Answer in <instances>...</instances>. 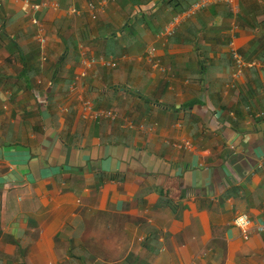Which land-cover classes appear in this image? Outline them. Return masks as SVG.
<instances>
[{"label":"crops","instance_id":"0c3cea01","mask_svg":"<svg viewBox=\"0 0 264 264\" xmlns=\"http://www.w3.org/2000/svg\"><path fill=\"white\" fill-rule=\"evenodd\" d=\"M90 1L0 7V264H264V0L214 3L167 43L181 10L97 0L93 18ZM33 16L60 59L51 78L25 51L40 52ZM232 36L257 63L234 88ZM152 44L165 71L141 56ZM84 53L118 64L71 90ZM86 99L119 117L83 118Z\"/></svg>","mask_w":264,"mask_h":264},{"label":"built area","instance_id":"2783aa9c","mask_svg":"<svg viewBox=\"0 0 264 264\" xmlns=\"http://www.w3.org/2000/svg\"><path fill=\"white\" fill-rule=\"evenodd\" d=\"M7 0H0V7L6 2ZM97 0H91L88 2V9H90L92 17H97V10L99 7V2H96ZM217 2H226V3H233L234 0H196L194 1L188 8L185 10H182L181 12H178L174 14L163 26L159 33V38H161L164 43H167L168 39L173 36L178 28L182 26L183 23H185L190 17L198 14L202 10H205L209 6H211L214 3ZM102 3V2H101ZM100 3V4H101ZM46 5V2L43 3H31V10L33 12L39 11L43 6ZM72 12H76L75 8L71 9ZM33 24H35L38 27V30L36 32V37L38 42L41 45L42 52H41V60L46 59V51L45 46L47 44V38L44 36L43 30L44 27L42 23L39 21V18L36 16H33L32 18ZM228 52L232 59V80L229 84L230 87H236L237 83L240 81L242 75L244 74L245 70L248 67H252L253 65H257L255 60H249L247 59L238 49L234 37H230L228 41ZM157 46L151 45L147 49H145L141 56L146 58L150 64H152L153 68L159 69L161 71H165L166 67L160 63V57L157 56ZM118 64V60L116 58H106V57H96L94 55H83V57L80 60V67L75 71L73 76V82L71 84V90H74L77 87L78 80L84 79L90 69H92L94 66L101 65L102 67H115ZM83 106V112L82 117L98 120L100 118H111L116 119L119 117L118 113L114 109H106V108H97L95 107L94 103L89 100H83L82 101ZM62 111H67V106H61ZM179 123V122H178ZM180 124V123H179ZM125 127L134 128L136 126L135 122L131 119L125 120ZM175 146L178 147H184V148H190L192 146V143L187 138H182L181 140H178L174 143ZM233 223L241 229L243 232L244 237L249 236V231L251 228V217L247 212L239 213L235 216ZM259 229L261 231H264V223L260 225Z\"/></svg>","mask_w":264,"mask_h":264},{"label":"trees","instance_id":"16d2710c","mask_svg":"<svg viewBox=\"0 0 264 264\" xmlns=\"http://www.w3.org/2000/svg\"><path fill=\"white\" fill-rule=\"evenodd\" d=\"M195 0H160V3H161V5L163 6V7H167L168 9H170L171 11H182L183 9H186V8H188L193 2H194ZM160 8V7H159ZM135 22H137V21H135ZM134 22V27L136 26V23ZM127 26H125V28H126ZM133 27V28H134ZM132 28V29H133ZM127 29H128V31H127V35H128V33L130 34V33H133L132 32V29L129 27H127ZM134 30V29H133ZM177 32V31H176ZM187 33H188V35H191L192 37H194L195 38V40H196V28H194V26H192V25H189L188 27H187ZM176 34V33H175ZM116 35L115 34H112L111 36H110V38L111 39H113L114 37H115ZM126 36V35H125ZM181 38H183L182 39V41H185V42H189V41H191L189 38H187V37H181ZM181 38H179V37H175L173 40H179L180 41V39ZM168 41H169V39H168ZM167 41V42H168ZM25 64H26V62H25Z\"/></svg>","mask_w":264,"mask_h":264},{"label":"rangeland","instance_id":"374dc122","mask_svg":"<svg viewBox=\"0 0 264 264\" xmlns=\"http://www.w3.org/2000/svg\"><path fill=\"white\" fill-rule=\"evenodd\" d=\"M115 2H124L122 0H117ZM170 13V12H169ZM168 13V15H169ZM171 16V15H170ZM169 16V17H170ZM165 24V23H164ZM163 24V25H164ZM152 45H155V44H152ZM31 49V48H30ZM30 49H25V51L27 52V57L30 58L31 60L32 59H35V65L38 67V68H42L41 65L44 66V70L46 72V77L48 78H51L52 76H56L55 74H57V72L59 71V66H58V60L59 57L57 56L56 59H55V62H53L51 60V58L49 57V55H47V59L45 61H41L40 60V52H39V47L38 49L36 50L34 47L30 50ZM37 52V53H36ZM48 54V52H47ZM94 56H98V54L96 53ZM63 58V56L61 57ZM57 62V63H56ZM54 70V73H51V71ZM50 72V73H49ZM48 83V82H47ZM112 104H108V106H111Z\"/></svg>","mask_w":264,"mask_h":264},{"label":"clouds","instance_id":"9594fccd","mask_svg":"<svg viewBox=\"0 0 264 264\" xmlns=\"http://www.w3.org/2000/svg\"><path fill=\"white\" fill-rule=\"evenodd\" d=\"M196 1V0H195ZM164 26V25H163ZM39 46H40V60H41V52H42V48H41V45H40V43H39ZM46 47H47V44H46V46H45V51H46ZM88 55V54H87ZM89 55H91V54H89ZM46 59H47V52H46ZM45 59V60H46ZM44 60V61H45ZM41 61H43V60H41ZM75 73V72H74ZM73 76H74V74H73Z\"/></svg>","mask_w":264,"mask_h":264}]
</instances>
